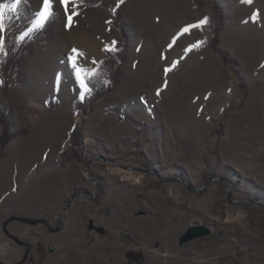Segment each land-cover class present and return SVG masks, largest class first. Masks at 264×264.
<instances>
[{
    "label": "rangeland",
    "instance_id": "obj_1",
    "mask_svg": "<svg viewBox=\"0 0 264 264\" xmlns=\"http://www.w3.org/2000/svg\"><path fill=\"white\" fill-rule=\"evenodd\" d=\"M75 2H0V259L264 264V0Z\"/></svg>",
    "mask_w": 264,
    "mask_h": 264
},
{
    "label": "snow or ice",
    "instance_id": "obj_2",
    "mask_svg": "<svg viewBox=\"0 0 264 264\" xmlns=\"http://www.w3.org/2000/svg\"><path fill=\"white\" fill-rule=\"evenodd\" d=\"M21 2H22V0H14L13 8L18 6ZM58 2L60 4L64 5L65 12L67 13V4L69 3V0H58ZM72 2H73V7H76L77 5H76L75 0H72ZM120 2L122 3L123 0H120ZM248 2H251V0H248ZM52 5H53V0H43V6H42L41 10L37 13L36 20L33 22L32 27L29 29V31L23 34L21 39H24V37H26L27 35H29L32 32L39 31L40 29H42L45 26V24L48 22V20L54 15V12L52 10ZM3 7H4V5L0 4V30H3L5 28L4 14L2 11ZM77 14L78 13L73 12L71 15L68 16V21H69L68 26H71L72 15H77ZM203 22H206V20L202 21V23ZM184 31L185 32L189 31V28H185ZM72 51L75 54L71 58L72 62H73V69L76 73L77 79L80 80L81 88L83 90L81 93V98L83 99L84 92L85 91L90 92L91 89L87 87L86 80L82 78V75L84 73H89L90 70L87 68H84L83 66L78 65L76 57L82 56L83 53L79 52V50H77L75 48Z\"/></svg>",
    "mask_w": 264,
    "mask_h": 264
},
{
    "label": "water",
    "instance_id": "obj_3",
    "mask_svg": "<svg viewBox=\"0 0 264 264\" xmlns=\"http://www.w3.org/2000/svg\"><path fill=\"white\" fill-rule=\"evenodd\" d=\"M70 202H71V199L69 201V204L67 206V209L70 206ZM64 212H62V213H64ZM59 219H60V216H59ZM12 220H20V221L27 222V223H31V224H36V223H39V222H43L45 224H48V223H47V221L45 219H41V218H31V217H25V216H12V217L9 218V220L6 223H4L3 230L6 232V234L10 238H12L13 240H15L18 244H20V245H26L27 246V250H26V253H25L24 257L20 261H17V262L12 263V264H22L28 258V254H29V251H30V248H31V244H29V243H27V242H25V241H23L21 239H18L14 234H12L11 232H9L7 230L6 225H7V223L9 221H12ZM210 233H211V228L209 226H207V225H203V224L192 225V226H190L185 231L184 234H182L180 236L179 242L181 244H184L185 242H188V241L193 240L195 238L202 237V236H207ZM0 264H6V263L3 262L0 259Z\"/></svg>",
    "mask_w": 264,
    "mask_h": 264
},
{
    "label": "trees",
    "instance_id": "obj_4",
    "mask_svg": "<svg viewBox=\"0 0 264 264\" xmlns=\"http://www.w3.org/2000/svg\"><path fill=\"white\" fill-rule=\"evenodd\" d=\"M6 0H0L1 3H4ZM95 2H98L99 0H94ZM218 33L219 29H214V41L213 46L216 47L218 42ZM109 60L103 59L98 67L91 72L87 78H85L87 87L91 89L90 92L85 91L84 95L86 97H91L95 95L102 94L106 88H108L107 81L109 80Z\"/></svg>",
    "mask_w": 264,
    "mask_h": 264
},
{
    "label": "bare ground",
    "instance_id": "obj_5",
    "mask_svg": "<svg viewBox=\"0 0 264 264\" xmlns=\"http://www.w3.org/2000/svg\"><path fill=\"white\" fill-rule=\"evenodd\" d=\"M157 85H158V84H157ZM163 85H164V84H163ZM159 87H160V86H159ZM166 87H167V85H166ZM161 88H162V87H161ZM165 90H166V89H165ZM165 90H164V91H165ZM155 91H156V90H155ZM166 91H167V90H166ZM165 93H166V92H165ZM164 95H165V94H164ZM112 170L115 171V170H117V168H116V169H115V168H112ZM131 175H132V174H131L130 171H127V172H126V176L129 177V176H131Z\"/></svg>",
    "mask_w": 264,
    "mask_h": 264
}]
</instances>
